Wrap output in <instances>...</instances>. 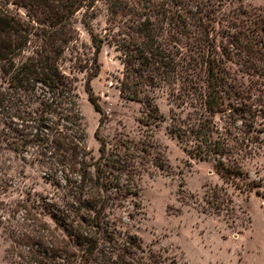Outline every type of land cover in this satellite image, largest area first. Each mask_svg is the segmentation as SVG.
I'll use <instances>...</instances> for the list:
<instances>
[{
    "label": "trees",
    "instance_id": "1",
    "mask_svg": "<svg viewBox=\"0 0 264 264\" xmlns=\"http://www.w3.org/2000/svg\"><path fill=\"white\" fill-rule=\"evenodd\" d=\"M96 1L0 0V168L8 151L23 159L34 154L47 169L45 178L64 189L59 199L41 197L32 203L27 196L6 201L2 196L9 191V182L0 177V225L11 240L7 257L13 264L161 263L153 251L145 255L138 236L120 239L111 229L108 211L133 189L129 175L136 157L127 150L107 152L100 127L96 136L101 153L98 158L92 155L76 77L64 70L70 59L78 63L72 68L88 70L89 99L102 113V123L105 113L91 80L100 71L104 39L84 22L94 47L93 55L87 56L75 26L77 12L92 8ZM174 1L191 4L195 15L189 10L170 30L169 21L136 12L119 42L124 55L121 92L144 102L154 117L159 115L156 90L168 88L173 100L182 101V90L190 82L182 71L189 63L187 57L182 59L178 44L183 35L193 37L187 49L194 48L205 66L208 85L201 93L205 112L194 122L174 113L169 132L192 144L190 152L198 158L214 160L225 182L253 190L252 180H242L249 173L241 163L264 144V11H242L246 23L236 24L232 31L229 24H221L217 0ZM108 5L116 15L129 9L127 0H108ZM20 6L27 9L26 15ZM148 8L156 9L155 4ZM219 27L227 32L225 45L217 42ZM179 82L183 84L175 93ZM218 112L227 118L224 131L214 119ZM208 196L216 213L235 209L225 186L212 188ZM42 215L50 216L54 224Z\"/></svg>",
    "mask_w": 264,
    "mask_h": 264
},
{
    "label": "rangeland",
    "instance_id": "2",
    "mask_svg": "<svg viewBox=\"0 0 264 264\" xmlns=\"http://www.w3.org/2000/svg\"><path fill=\"white\" fill-rule=\"evenodd\" d=\"M127 3L129 9L116 15L110 13L108 0H97L92 8L85 6L75 16L79 45L87 56L93 55L94 47L84 22L90 23L104 39L99 54L100 71L91 80L105 113L102 123V113L89 99L88 70L72 68L78 63L71 59L64 63V70L76 77L87 144L92 155L98 158L101 153V142L96 136L100 127V134L107 142V152L127 150L136 157V168L129 175L133 189L120 205L108 211L111 229L120 239L138 236L145 255L153 251L161 259L160 264H264V144L258 153L241 163L249 173V178L242 180H252L254 188L251 190L246 185L238 187L225 182L214 160L198 158L190 152L192 144L181 142L168 129L174 113L194 122L205 112L201 97L208 85L205 66L202 68L194 48L187 49V41L192 45L194 38L183 35L178 44L186 53L182 59L187 57L189 63L186 71H182L190 80L186 90H182V101L173 100L168 88L156 90L159 115L154 117L148 114L144 102L127 98L121 92L124 55L119 42L129 31L136 12L143 17L149 12L153 18L169 21L170 30L189 10H194L195 15V9L191 4L174 0H127ZM151 4H155L156 9L150 12ZM215 7L221 12V24H229L233 31L236 24L246 23L247 17L242 11H264V0H217ZM19 10L26 15L25 7L20 6ZM216 31L221 32L217 42L221 40L225 45L227 36L224 34L227 32L221 27ZM218 47L221 51V46ZM66 54L71 58L70 51ZM233 67L238 68L234 64ZM182 84L179 82L175 93ZM233 100V97L226 99V104ZM214 119L217 127L224 131L226 115L218 112ZM262 136L264 138V132ZM46 170L34 154L23 159L8 151L0 168V177L8 180L10 189L2 198L13 201L31 196L32 203L41 197L59 199L64 189L45 178ZM216 186L226 187L233 198L234 210L216 213L210 207L208 195ZM41 217L54 224L50 216ZM10 244V238L0 225V264H13L7 257Z\"/></svg>",
    "mask_w": 264,
    "mask_h": 264
}]
</instances>
